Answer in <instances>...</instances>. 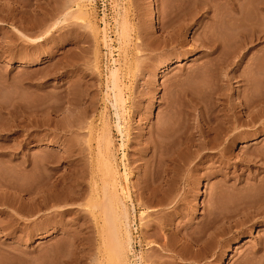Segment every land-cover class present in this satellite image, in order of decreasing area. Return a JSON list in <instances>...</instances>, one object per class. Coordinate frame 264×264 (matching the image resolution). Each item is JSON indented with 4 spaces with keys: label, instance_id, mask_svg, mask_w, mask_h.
Instances as JSON below:
<instances>
[{
    "label": "rangeland",
    "instance_id": "374dc122",
    "mask_svg": "<svg viewBox=\"0 0 264 264\" xmlns=\"http://www.w3.org/2000/svg\"><path fill=\"white\" fill-rule=\"evenodd\" d=\"M233 1L248 15L260 0ZM228 3L0 0V264L105 263L93 217L111 173L126 264H186L189 252L195 264H264V215L211 224L264 200V124L247 125L241 107L264 99V38L240 47L238 31L220 29L239 16ZM213 116L247 137L210 148ZM156 130L176 136L177 168L150 149ZM188 220L201 230L192 249Z\"/></svg>",
    "mask_w": 264,
    "mask_h": 264
},
{
    "label": "bare ground",
    "instance_id": "6f19581e",
    "mask_svg": "<svg viewBox=\"0 0 264 264\" xmlns=\"http://www.w3.org/2000/svg\"><path fill=\"white\" fill-rule=\"evenodd\" d=\"M235 1L233 0H229V6L231 8L232 11H237L238 12V17L234 16V15H229L227 17V19L223 22V24L219 27L220 29H233L238 31V33L241 34V40H240V47L245 45V44H252L254 42H258L260 40H262L264 38V0H260L258 3H256L255 5L251 6V8L249 9V14L247 15L245 12L242 11V9H240L239 7H237V5L234 3ZM158 4L157 1H154L153 6H152V19L155 21L156 17H157V13H158ZM68 14H64L63 15V19L67 16ZM248 19H247V17ZM75 18V17H74ZM218 38H215L213 36L210 35V55L215 54V50L217 47V44H219V40H217ZM218 55V54H217ZM186 56V55H185ZM183 58H186V57ZM219 56V55H218ZM212 58H210L211 60ZM213 59H221L219 60L222 63H225L227 60L223 59L219 56V58L214 57ZM217 61V60H216ZM221 64V63H220ZM219 66L222 67L221 64ZM252 66V67H251ZM256 64L254 62H252V64L250 65V69L251 70H255L256 68ZM253 68V69H252ZM112 75L110 76L113 80L114 76V72H110ZM113 83V81H112ZM244 96V95H243ZM113 98L118 99L117 96L115 95ZM245 98V97H244ZM253 100H249V98L247 97V99L245 98V102L242 103L241 107L244 108V110L250 115L249 121L246 123L247 125H254V124H264V97L262 98L263 100H260V98L258 99L257 96L254 95ZM117 102L116 100L114 101L113 99V104L112 107L113 108H117V105L119 103H117V105H115ZM212 116V115H210ZM217 117V116H216ZM216 117H210V135H216V137L211 138L210 137V148L213 147L214 142L213 140H219V137L222 138L223 142H228V141H235L239 136H241L243 133L240 132H235L238 128H239V124L237 119H231L229 116H225L223 120H218L216 119ZM212 124V126H211ZM214 125V126H213ZM117 130H118V126L116 125ZM260 129H263L261 127V125H259ZM120 131V130H119ZM160 131V132H159ZM159 131H154L152 132L153 134L151 135L152 139H151V147L150 149L154 152V154L156 153V155H159L160 159L162 158L164 161H166L168 163V166H172L177 168L178 167V162H179V157H178V153H179V142L177 139H175V137H173V133L171 132L170 134H167L161 130ZM254 134L252 135H257L260 134V131H254ZM171 135V136H170ZM223 135V136H222ZM244 137H247L246 133L243 134ZM169 136V137H167ZM68 157L70 156V154H66ZM215 155H217L216 159H219V161H223L225 159V155L224 154H218L216 153ZM72 156V155H71ZM161 159V160H162ZM160 160V161H161ZM171 169V168H170ZM173 170V169H172ZM154 171V170H153ZM165 172V171H164ZM166 172H168L166 170ZM171 172V171H170ZM168 172V173H170ZM153 172H151L152 174ZM171 174L174 178L177 177V171L173 170ZM168 176H170L168 174ZM167 173H165V175H158L157 179L155 177L154 180L152 182H154V185L156 184L157 186H161L160 184H163V182L165 181V178L168 177ZM171 178V177H170ZM151 180V179H150ZM160 181V182H159ZM151 182V181H150ZM167 182V179H166ZM164 182V183H166ZM153 184V183H151ZM159 184V185H158ZM116 177L111 173L109 182L107 185H103V187L101 188V194L96 193V203H95V208H97V214L94 215V220L96 221V224L98 225V237L99 240L101 241V245L104 248V251L106 253V262H97L96 264H126L125 258H126V252L128 250H131V237L129 234V230H128V226L127 225V220H128V213H127V208L125 209V207L123 206V203L121 204V200L119 198V196L117 195V191H116ZM150 187V186H149ZM124 189V188H123ZM129 189V188H128ZM42 193V196H41ZM123 194V192L121 193ZM47 196V193L44 192H40L39 193V199H42L41 201H38V209H43L45 207H47V203H44V198ZM113 197V202L110 206V202L108 201V198ZM46 200V199H45ZM46 202V201H45ZM259 206H257V208L255 209L256 211L252 212L250 206H247L245 208H238L236 209V215L238 216V219H234V217H232L233 215H223L222 218H220V220H213L211 222L212 225L214 224H231L234 227H243L246 223V221L249 218H253V217H257V216H261L264 215V200L262 201H258L257 202ZM125 205V204H124ZM119 206H123V210L119 209ZM45 207V208H46ZM120 207V208H121ZM249 207V208H248ZM115 211L118 209L121 211L119 213L118 216L121 217H117L120 218L119 220L124 219V223L123 226L126 228L124 231L125 235L123 234V232L121 233L120 231H122V229L119 231V226L121 225L120 222L118 223L113 215V213H115ZM111 209V210H110ZM108 214L109 212H112ZM116 214V213H115ZM121 214V215H120ZM111 215V217H110ZM113 216V217H112ZM115 220V222H113V219ZM114 223V224H113ZM88 224V222H86V225ZM117 224L118 227L116 226ZM125 224V225H124ZM114 225L117 227H114ZM207 225H209V229H210V218L208 217V221H207ZM122 226V225H121ZM184 229L186 230L185 233H183V235H185L187 237L186 240H188L187 242V246H189L190 249L195 247V243L196 240L198 239V234L201 232V230L198 232L197 230H195V227L193 226V223L191 220H188V223L184 226ZM203 231V230H202ZM123 234V235H121ZM188 248V249H189ZM216 257V255H215ZM214 257V258H215ZM180 259L182 261L187 262L186 264H195L196 262V257L195 254L193 255V253H187L186 255H181Z\"/></svg>",
    "mask_w": 264,
    "mask_h": 264
}]
</instances>
